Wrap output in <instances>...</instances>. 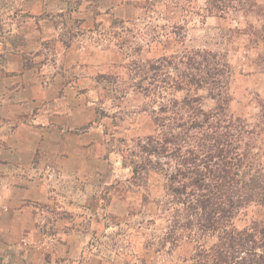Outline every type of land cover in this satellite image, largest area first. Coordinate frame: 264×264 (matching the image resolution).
I'll return each instance as SVG.
<instances>
[{"label":"rangeland","instance_id":"1","mask_svg":"<svg viewBox=\"0 0 264 264\" xmlns=\"http://www.w3.org/2000/svg\"><path fill=\"white\" fill-rule=\"evenodd\" d=\"M38 45L42 63L56 61L67 47L78 53L71 73L93 103L91 125L99 134L95 175L86 185L88 215L98 223L83 249L38 250L32 264H181L190 244L161 245L155 205L161 177L149 173L144 185L135 184L122 156L136 153L137 137L154 134L152 118L162 101L188 94L200 97L204 110L214 107L204 88L184 78L196 72L185 64L200 62L199 52L229 66L228 111L255 117L264 99V0H0V50ZM178 82L182 90L173 89ZM257 143L264 155V138ZM260 215L250 207L236 225ZM14 256L3 254L0 264L3 258L14 264Z\"/></svg>","mask_w":264,"mask_h":264},{"label":"trees","instance_id":"2","mask_svg":"<svg viewBox=\"0 0 264 264\" xmlns=\"http://www.w3.org/2000/svg\"><path fill=\"white\" fill-rule=\"evenodd\" d=\"M196 56L202 60L185 64L196 72L184 78L204 88L214 107L206 111L200 97L188 94L162 101L154 134L137 137V151L122 156L123 165L135 184L144 185L149 173L161 177L155 201L161 245L190 244L181 264H264V155L257 143L264 138V99L252 120L235 117L228 111L229 66L210 52ZM250 207L261 215L236 225Z\"/></svg>","mask_w":264,"mask_h":264},{"label":"crops","instance_id":"3","mask_svg":"<svg viewBox=\"0 0 264 264\" xmlns=\"http://www.w3.org/2000/svg\"><path fill=\"white\" fill-rule=\"evenodd\" d=\"M40 51L0 50V256L15 252L14 264H32L33 252L47 248L81 250L98 223L86 185L99 134L93 103L71 73L78 53L67 47L42 63Z\"/></svg>","mask_w":264,"mask_h":264}]
</instances>
